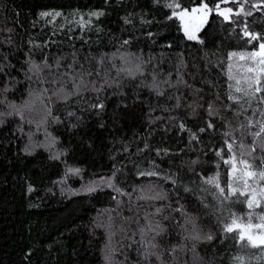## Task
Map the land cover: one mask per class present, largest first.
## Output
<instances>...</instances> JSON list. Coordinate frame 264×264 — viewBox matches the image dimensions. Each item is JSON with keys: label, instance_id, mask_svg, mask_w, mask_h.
<instances>
[{"label": "trees", "instance_id": "trees-1", "mask_svg": "<svg viewBox=\"0 0 264 264\" xmlns=\"http://www.w3.org/2000/svg\"><path fill=\"white\" fill-rule=\"evenodd\" d=\"M172 2L0 0V264H264L223 231L245 197L205 182L264 162V65L228 58L259 51L241 29L264 40V0L221 4L252 15L213 11L197 40Z\"/></svg>", "mask_w": 264, "mask_h": 264}, {"label": "snow or ice", "instance_id": "snow-or-ice-1", "mask_svg": "<svg viewBox=\"0 0 264 264\" xmlns=\"http://www.w3.org/2000/svg\"><path fill=\"white\" fill-rule=\"evenodd\" d=\"M237 0H217V3L215 4L214 8L209 5V3L206 2V0H197V3L191 7V9L182 7L181 4L176 2V0H173L172 3H168L166 7L169 9H172L171 15L168 16V19L175 18L179 21L180 27L183 30L184 36L188 40H197V33L200 32V30L204 27V25L207 23L210 14L215 11V13L221 17H223L224 21L231 22V15H239L240 13H243L246 16H251L252 12L244 11L243 4L240 5L239 12L234 13V9L232 7H221V4H228V3H236ZM247 0H245V3ZM254 8H257L258 5L254 4ZM52 15L48 12L41 13V16H49ZM56 16H59L60 13H55ZM92 16H102L103 12H93L91 13ZM127 22V21H126ZM242 36L245 38L246 42L248 44H252L253 41H261L259 43V51H252V52H230L228 54L229 60H231L233 57H238L241 60H244L246 58L252 59L257 56H259L261 59L259 60L260 65H264V40H262L260 34L251 32L248 30L247 24L244 25V27L241 29ZM202 42V41H201ZM125 43H128V41H125ZM231 67V66H230ZM34 69L39 71V66L34 65ZM138 70V69H137ZM123 71V69L121 70ZM248 71L254 72H264V67H261L259 69H253L248 68ZM129 75H133V72L131 70H128ZM229 79H233L231 74L229 75ZM251 77H246L245 82L248 84V88H252ZM256 83L259 85L260 83V77L257 76ZM241 81L236 80V87L235 91L237 93H243L244 95H247V91L240 87ZM231 87V85H230ZM256 92L261 91L260 87H256ZM229 99L236 100V97L229 96ZM93 107L103 109L104 104L99 103L96 105H93ZM209 114L211 115V106ZM71 115V113H70ZM208 127H213V125L210 123ZM181 128H183V125H181ZM201 132L204 131L203 128L200 129ZM261 133H264V123L260 125V131L254 133V136H260ZM227 135V133L225 134ZM195 134H193V139H195ZM227 143V141H226ZM233 143H228L227 147L228 150L231 152L233 150ZM255 143V141H254ZM241 148H244V145L241 144ZM252 151H255V148L252 149ZM249 155L251 153H248ZM217 156H221V152H216ZM244 153H241V156H243ZM225 164H231L230 169L228 170V182L225 187L221 186V182L218 179L219 173H217L216 176L208 177L206 179V183L209 185H213L220 193V195L225 196V199H228L229 197L233 196H240L245 197L244 201H237L240 203H246L247 208L249 209V212L246 214V220L245 218L238 216L236 214H231V222L225 223L223 231L225 233H235L236 235L233 236L234 239H236L238 244H241L242 246H250L254 249H259L262 252V255H264V211L261 213H255L254 209L257 207H262V204H264V184L261 182H264V162H262L261 167L259 170H255L254 166L249 163L248 160L238 158L235 155L231 156L229 159L224 160ZM238 165L240 167H238ZM69 171L78 173L79 169H70ZM155 173H148V175H154ZM251 181V183H250ZM242 184V188L238 187L237 185ZM253 184L256 185V187H253ZM32 189L29 188V191ZM91 190V189H90ZM119 191V190H118ZM227 191V195H225V192ZM149 198H160L159 194L153 197ZM160 209H157V212H159ZM254 219L258 222H254ZM151 230V229H149ZM143 232L144 230L141 229ZM199 238V237H197ZM207 240H212L213 237L211 235H208L206 237ZM246 242V243H245ZM152 248H155L156 245L152 244ZM237 260H242V257H236Z\"/></svg>", "mask_w": 264, "mask_h": 264}, {"label": "rangeland", "instance_id": "rangeland-1", "mask_svg": "<svg viewBox=\"0 0 264 264\" xmlns=\"http://www.w3.org/2000/svg\"><path fill=\"white\" fill-rule=\"evenodd\" d=\"M255 253H256L255 255H256V258L257 259L264 260V255H262L261 250L256 249V252Z\"/></svg>", "mask_w": 264, "mask_h": 264}]
</instances>
